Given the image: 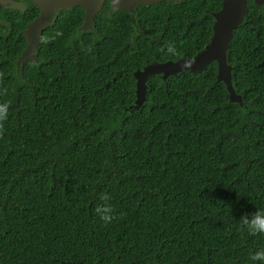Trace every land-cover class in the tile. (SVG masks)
<instances>
[{
    "label": "trees",
    "instance_id": "obj_1",
    "mask_svg": "<svg viewBox=\"0 0 264 264\" xmlns=\"http://www.w3.org/2000/svg\"><path fill=\"white\" fill-rule=\"evenodd\" d=\"M108 4L95 32L79 37L83 9L61 11L42 33L40 63L25 62L20 79L12 60L39 10L0 8L8 23L0 103L10 104L0 136V264H259L250 254L264 250V234L239 221L264 210V50H245L264 47V30L255 37L250 28L259 12L249 7L228 49L248 106L237 122L240 107L215 84L216 62L150 77L146 102L124 112L137 69L208 44L220 0L139 4L138 32ZM169 42L177 56L161 51ZM101 192L115 210L107 225L94 212Z\"/></svg>",
    "mask_w": 264,
    "mask_h": 264
},
{
    "label": "water",
    "instance_id": "obj_2",
    "mask_svg": "<svg viewBox=\"0 0 264 264\" xmlns=\"http://www.w3.org/2000/svg\"><path fill=\"white\" fill-rule=\"evenodd\" d=\"M34 4L39 14L23 30L26 39V46L17 58L12 60L13 70L11 74L16 78H21V70L25 62L40 63L38 58V47L42 42V33L45 29L51 27L59 13L63 10H71L73 7H80L84 11L82 24L76 29V37L80 34L95 32V17L101 12L106 1H109L108 14L111 16L116 11H124L129 14L135 32H138L136 25V6L141 4L149 7L152 4L165 0H28ZM179 3L180 0H171ZM254 3L263 5L264 0H254ZM0 8L7 10L24 11L25 6L18 0H0ZM247 11V0H222L221 9L211 13L214 19L212 24V36L208 44L193 57H181L175 61H166L162 63L152 62L146 64L143 68L137 69L134 73L135 79V101L124 109V112L132 113L138 110L146 102L148 92L147 80L155 75H160L162 80L170 76H176L183 72L199 73L212 62L217 64V75L215 84L222 83L226 90V99L228 103L238 105L241 114L237 119L239 122L243 119L248 106H246L235 91L232 82L233 67L229 64L228 49L233 38V32L244 21ZM8 23L0 19V26H6ZM186 59L194 61L190 69L181 68V64Z\"/></svg>",
    "mask_w": 264,
    "mask_h": 264
},
{
    "label": "clouds",
    "instance_id": "obj_3",
    "mask_svg": "<svg viewBox=\"0 0 264 264\" xmlns=\"http://www.w3.org/2000/svg\"><path fill=\"white\" fill-rule=\"evenodd\" d=\"M60 35V33H57ZM47 42V41H45ZM91 49H89L90 51ZM166 55L177 56L176 46L169 42L164 48L161 49ZM194 61L191 59H186L180 65L183 69H190ZM10 104L8 102L0 103V136L4 133V122L8 119ZM111 196L107 192H101L99 194V203L94 208L96 216L104 223H111L115 217V210L113 206L109 203ZM121 219L123 214H121ZM240 224L243 228H246L248 232L252 235L264 234V210H257L250 215H242L239 219ZM250 259L253 262H259V264H264V250L255 251L250 254Z\"/></svg>",
    "mask_w": 264,
    "mask_h": 264
},
{
    "label": "flooded vegetation",
    "instance_id": "obj_4",
    "mask_svg": "<svg viewBox=\"0 0 264 264\" xmlns=\"http://www.w3.org/2000/svg\"><path fill=\"white\" fill-rule=\"evenodd\" d=\"M20 3H22L24 6H25V8H24V11L22 12V11H19V12H21V13H25L29 8H31V5H33L32 3H30L28 0H18ZM107 2V1H106ZM105 2V3H106ZM109 2V1H108ZM105 5V4H104ZM221 5H222V0H220V8L219 9H217V10H215L214 12H217V11H219L220 9H221ZM251 5H254L255 6V8H256V11H258L259 12V14H257V15H253V16H250L249 17V19L251 20V22L252 23H254V26H250V28L252 29V31H253V33L255 34V37H257L258 36V32H260V31H263L264 30V13H263V5H258V4H256V3H254V0H247V11H248V9H249V7H251ZM104 7V6H103ZM2 9V8H1ZM103 9V8H102ZM108 9H109V4H108V6H107V11H108ZM16 11H18V10H16ZM246 11V12H247ZM3 30H5L4 28H2ZM8 30H10L9 28H8ZM8 30H7V32H8ZM236 30V29H235ZM234 30V31H235ZM6 32V33H7ZM234 33V32H233ZM2 34H3V32H2ZM1 35V34H0ZM25 37V36H24ZM25 41H26V39H25ZM260 45V43H257V47H254V46H252V47H249V48H246L245 50H264V47H261V46H259ZM26 46V45H25ZM172 61V60H171ZM162 63V62H161ZM144 67V66H143Z\"/></svg>",
    "mask_w": 264,
    "mask_h": 264
}]
</instances>
